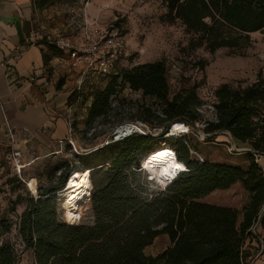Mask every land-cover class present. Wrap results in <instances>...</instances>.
Wrapping results in <instances>:
<instances>
[{
	"label": "trees",
	"instance_id": "trees-1",
	"mask_svg": "<svg viewBox=\"0 0 264 264\" xmlns=\"http://www.w3.org/2000/svg\"><path fill=\"white\" fill-rule=\"evenodd\" d=\"M161 1L168 9L166 21L181 22L192 36L193 50L239 51L251 44L252 34L264 31V0ZM42 45L47 48L43 50L47 66L51 57L63 56L53 45ZM201 65L204 68L206 63ZM109 78L111 81L94 93L88 124L108 115L120 83L162 104V117L147 109L143 120L153 123L156 119L164 128L163 135L176 122L195 126L203 120L195 90L170 96L164 61L121 69ZM214 96L216 120L206 121L204 131L226 132L237 143L248 145L247 168L193 160L194 148L187 136L167 137L176 148L155 150L151 136L133 135L90 153H75L84 168L61 173L53 184L57 169L63 170L57 165L48 174L47 187L30 191L36 198L28 193L26 209L16 216L17 223L9 219L0 222L1 234H10L15 227L23 249L33 252V264H250L253 243L258 242L253 228L260 224L264 230V170L256 160V155L264 156V77L260 73L246 86L222 84ZM169 154L174 159L177 154L182 171L162 184L146 164L156 155ZM86 168L89 171H84ZM96 170L101 173H93ZM142 172L147 186L137 180ZM89 175L91 183L84 189L80 185ZM10 181L25 184L19 175ZM67 182L70 193L65 196H70L69 209L74 213L91 196L92 225L61 220L57 197ZM158 183L165 188L151 191L149 186L158 187ZM238 183L242 187L240 208L201 202L213 192L229 190ZM23 201L19 195L11 211L16 213V206ZM163 235L170 238L171 246L156 256L147 255L146 249ZM19 263L17 247L3 240L0 264Z\"/></svg>",
	"mask_w": 264,
	"mask_h": 264
},
{
	"label": "rangeland",
	"instance_id": "rangeland-1",
	"mask_svg": "<svg viewBox=\"0 0 264 264\" xmlns=\"http://www.w3.org/2000/svg\"><path fill=\"white\" fill-rule=\"evenodd\" d=\"M33 2L35 4L34 22L38 32L45 33L44 35L56 34L79 38L78 25L84 14H99L103 23L119 28L127 42L128 57L121 62V69H131L148 62L164 61L167 67L170 96L185 90L196 91L201 100L200 112L203 120L195 126L181 122L184 132L172 134L171 128L167 134L163 135L164 128L156 124V119H153V123L147 122L155 150L176 148L175 143L168 138L187 136L189 144L194 148V151H191L193 160L200 161L196 155L198 154L204 162L247 168L248 151L251 150L248 145L237 143L226 132L208 134L204 128L206 121L216 120L214 93L219 86L225 83L246 86L254 83L260 73L264 77V31L252 34V42L245 49L233 51L224 48L211 53L204 47L195 50L190 48L192 36L186 33L181 22L169 24L166 21L168 9L161 0H99V4L97 0H33ZM201 63H206V66L202 68ZM110 81V78L99 77V84L95 85L96 88L92 93L100 91ZM117 90V94L111 98V109L106 117L90 124L87 120H82L81 124L76 122L72 125L73 132L79 139L73 138L79 152L94 149L92 144L95 140L99 141V149L103 147L112 129L122 123L145 121L143 117L147 109H150L153 115L162 117V104L156 99L146 97L140 91H134L127 84L120 83ZM89 94L91 91H88L86 95ZM211 138L212 141H208ZM234 146L239 150L238 152L234 151ZM164 156L156 155L146 164L148 169L158 176L162 184L173 177L167 169ZM170 156L169 154L167 157ZM59 164L62 165L63 170L57 169L54 175L57 181L61 173L64 175L73 168L78 170L84 168L83 162L75 154L72 146L65 145L60 155L50 160H42L30 167L22 176L26 180L36 178L38 185L46 186L50 182L48 174ZM259 164L264 165V160L260 159ZM93 173H101V170ZM146 173L151 175L149 171ZM144 174L145 172H142L137 180L147 186ZM16 176L18 177L13 164L5 160L0 167V222L9 219L17 223V211L26 206L27 191L18 182L10 181ZM89 176L80 185L84 189L91 183ZM149 187L155 192L165 188L159 183L158 187ZM241 188V186H234L225 193L214 192L215 194L212 193L201 199V202L240 208ZM28 193L32 195L29 189ZM19 195L24 201L16 206L15 213L11 209ZM57 203L62 221L93 224L94 214L90 200L81 204L76 213L69 209L70 196H58ZM259 233L261 235V232ZM3 240H9L17 247L20 255L19 264H31V253L21 246L15 227L5 236L1 234L0 229V243ZM170 246V238L163 235L158 237L145 252L147 255L156 256ZM250 263L253 264L251 261Z\"/></svg>",
	"mask_w": 264,
	"mask_h": 264
},
{
	"label": "crops",
	"instance_id": "crops-1",
	"mask_svg": "<svg viewBox=\"0 0 264 264\" xmlns=\"http://www.w3.org/2000/svg\"><path fill=\"white\" fill-rule=\"evenodd\" d=\"M34 15L33 0H0V167L5 160L9 161L12 144L9 131H12L16 147L22 150L27 164L23 173L42 160L60 155L65 146L61 147L60 141L70 137L79 140L72 125L87 119L94 97L92 91L99 84V77L93 76L79 89L80 70L72 67L64 56L51 57L49 65L45 64L43 50L47 48L40 39L45 33L36 30ZM88 16L96 18L99 14ZM79 35L72 38L80 40ZM88 91L91 94L86 95ZM98 143L95 140L94 148ZM261 167L264 169V165ZM24 180L29 191L39 184L36 178ZM54 180L53 184L57 182ZM23 187L28 195L27 187ZM25 209L26 206L21 207L17 215ZM260 232L263 243H253V264H264V230ZM30 253L33 264V252Z\"/></svg>",
	"mask_w": 264,
	"mask_h": 264
},
{
	"label": "built area",
	"instance_id": "built-area-1",
	"mask_svg": "<svg viewBox=\"0 0 264 264\" xmlns=\"http://www.w3.org/2000/svg\"><path fill=\"white\" fill-rule=\"evenodd\" d=\"M78 30H80L81 34L80 40H74L71 37L69 38L68 36L56 34L43 35L40 39L42 42L56 47L61 51L63 56L70 61L72 67L80 70L81 80L79 82V89L90 77L109 78L117 75L121 71V62L128 57L127 42L120 33L119 28L112 24L106 25L102 22L100 17L90 18L85 13L78 25ZM149 132L150 127L144 121L122 123L112 129L103 146L121 142L133 135L150 136ZM9 134L12 144L8 159L13 164L19 177L28 186V183L25 182L22 177L23 171L27 166L23 160V152L16 147V140L12 131H9ZM60 145L61 147L64 145L72 146L74 152L78 155L90 153L99 148V146H97L94 149L79 152L73 137L65 141H60ZM233 149L235 152L239 151L235 146ZM196 155L199 160L203 162V159L198 154ZM260 159L264 160V156L260 154L256 155L258 164ZM71 178L72 177H69V180H71ZM89 178L91 179V177ZM90 197L89 195V198ZM259 227L260 224L255 226V228H253V233L258 235V242L256 243L262 244L263 240L259 233Z\"/></svg>",
	"mask_w": 264,
	"mask_h": 264
},
{
	"label": "bare ground",
	"instance_id": "bare-ground-1",
	"mask_svg": "<svg viewBox=\"0 0 264 264\" xmlns=\"http://www.w3.org/2000/svg\"><path fill=\"white\" fill-rule=\"evenodd\" d=\"M173 127H171L172 128V134H176V133H179V132H184L185 131V129H184V126H183V124L181 123V122H176V123H174L173 125H172ZM171 133H169V134H171ZM165 157V160H166V165H167V169H168V171H169V173L173 176L172 178H174L177 174H179L182 170L180 169V167L179 168H176L175 167V165H177V162H176V160L173 158V157H167V156H164ZM86 171V170H85ZM87 171H89V170H87ZM86 171V172H87ZM84 172V171H83ZM83 172H81V173H83ZM85 173V172H84ZM72 175V174H71ZM70 175V176H71ZM72 177V176H71ZM90 177V176H89ZM72 179V178H71ZM90 179V178H89ZM69 180V179H68ZM70 181V180H69ZM90 181H91V179H90ZM67 187H68V182H67V185L64 187V188H66V189H64L63 188V191H61V192H59L61 195H67V194H69L70 193V191L69 190H67ZM91 189H92V185H91ZM35 197H37V195L36 194H34V193H32ZM75 194V193H74ZM61 195H59V196H61ZM77 197H79V195L78 194H75ZM88 200H90V198H88Z\"/></svg>",
	"mask_w": 264,
	"mask_h": 264
},
{
	"label": "snow or ice",
	"instance_id": "snow-or-ice-1",
	"mask_svg": "<svg viewBox=\"0 0 264 264\" xmlns=\"http://www.w3.org/2000/svg\"><path fill=\"white\" fill-rule=\"evenodd\" d=\"M175 167H176V168H179V167H180V165H179V164H177V165H175Z\"/></svg>",
	"mask_w": 264,
	"mask_h": 264
},
{
	"label": "clouds",
	"instance_id": "clouds-1",
	"mask_svg": "<svg viewBox=\"0 0 264 264\" xmlns=\"http://www.w3.org/2000/svg\"><path fill=\"white\" fill-rule=\"evenodd\" d=\"M175 160H177L176 157H175Z\"/></svg>",
	"mask_w": 264,
	"mask_h": 264
},
{
	"label": "water",
	"instance_id": "water-1",
	"mask_svg": "<svg viewBox=\"0 0 264 264\" xmlns=\"http://www.w3.org/2000/svg\"><path fill=\"white\" fill-rule=\"evenodd\" d=\"M171 130V129H170ZM230 135V134H229Z\"/></svg>",
	"mask_w": 264,
	"mask_h": 264
}]
</instances>
